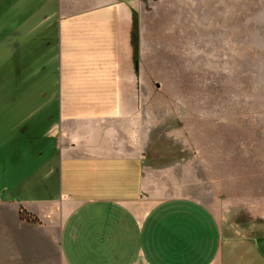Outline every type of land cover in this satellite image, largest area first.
I'll use <instances>...</instances> for the list:
<instances>
[{
  "label": "crops",
  "instance_id": "0c3cea01",
  "mask_svg": "<svg viewBox=\"0 0 264 264\" xmlns=\"http://www.w3.org/2000/svg\"><path fill=\"white\" fill-rule=\"evenodd\" d=\"M138 4L0 0V264H264V228L185 193L207 164L156 161Z\"/></svg>",
  "mask_w": 264,
  "mask_h": 264
},
{
  "label": "rangeland",
  "instance_id": "374dc122",
  "mask_svg": "<svg viewBox=\"0 0 264 264\" xmlns=\"http://www.w3.org/2000/svg\"><path fill=\"white\" fill-rule=\"evenodd\" d=\"M136 17L157 163L207 164L213 185L185 193L226 210V227L263 232L264 0H140ZM7 57L0 52L1 87L16 67L6 69ZM6 93L0 112L20 96ZM42 183L36 172L20 189L33 185L37 196Z\"/></svg>",
  "mask_w": 264,
  "mask_h": 264
},
{
  "label": "trees",
  "instance_id": "16d2710c",
  "mask_svg": "<svg viewBox=\"0 0 264 264\" xmlns=\"http://www.w3.org/2000/svg\"><path fill=\"white\" fill-rule=\"evenodd\" d=\"M21 217L22 219H27V220H31V217L28 216V214L26 212H22L21 213ZM261 232L257 233L255 232V234H260Z\"/></svg>",
  "mask_w": 264,
  "mask_h": 264
}]
</instances>
